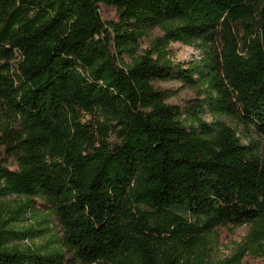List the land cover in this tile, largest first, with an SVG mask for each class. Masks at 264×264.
Segmentation results:
<instances>
[{"label": "trees", "instance_id": "16d2710c", "mask_svg": "<svg viewBox=\"0 0 264 264\" xmlns=\"http://www.w3.org/2000/svg\"><path fill=\"white\" fill-rule=\"evenodd\" d=\"M206 111L264 140V0H0V199L58 228L21 250L0 221V264H187L228 226L264 245L263 145Z\"/></svg>", "mask_w": 264, "mask_h": 264}, {"label": "rangeland", "instance_id": "374dc122", "mask_svg": "<svg viewBox=\"0 0 264 264\" xmlns=\"http://www.w3.org/2000/svg\"><path fill=\"white\" fill-rule=\"evenodd\" d=\"M101 15L104 20L115 21L116 14L113 9L102 7ZM158 31H153L148 37L138 42L137 56L147 50L152 38L159 36ZM205 47L196 43L193 47L180 43H172L168 47V58L174 65L186 69L191 64L199 63L203 58ZM197 78V77H195ZM161 89L172 90L175 94L169 102L174 105H184L186 102L197 98L195 92L184 88L180 83L170 82L160 85ZM2 116H0L1 119ZM89 117H83L84 123ZM203 121L213 124L215 121L223 122L237 131L243 143L248 140L257 141L263 145L264 140L251 133L241 132V126L227 117L213 118L207 111L202 115ZM34 202V203H33ZM0 221L12 233L10 245L21 250L46 251L52 248L58 240V228L52 221L47 210L39 207L35 201L23 197L7 196L0 199ZM249 227L240 226L220 228L209 236L204 246L196 250L187 264H264V245H252L248 239Z\"/></svg>", "mask_w": 264, "mask_h": 264}]
</instances>
